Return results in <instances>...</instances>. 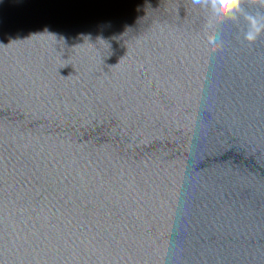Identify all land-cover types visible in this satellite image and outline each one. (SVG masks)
<instances>
[{"label":"water","instance_id":"1","mask_svg":"<svg viewBox=\"0 0 264 264\" xmlns=\"http://www.w3.org/2000/svg\"><path fill=\"white\" fill-rule=\"evenodd\" d=\"M191 0H0V264H264V34Z\"/></svg>","mask_w":264,"mask_h":264},{"label":"clouds","instance_id":"2","mask_svg":"<svg viewBox=\"0 0 264 264\" xmlns=\"http://www.w3.org/2000/svg\"><path fill=\"white\" fill-rule=\"evenodd\" d=\"M206 30L207 44L215 51L223 46L220 26L231 22L237 39L253 44L264 34V0H191Z\"/></svg>","mask_w":264,"mask_h":264}]
</instances>
